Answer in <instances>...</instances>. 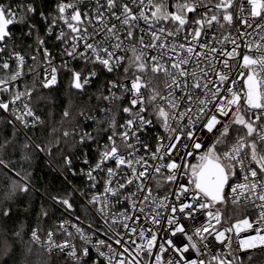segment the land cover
I'll return each mask as SVG.
<instances>
[{"label": "built area", "instance_id": "2783aa9c", "mask_svg": "<svg viewBox=\"0 0 264 264\" xmlns=\"http://www.w3.org/2000/svg\"><path fill=\"white\" fill-rule=\"evenodd\" d=\"M53 1L50 15L45 19L42 16L48 26L49 39L41 40L39 66L33 74L42 87L50 88L59 83L60 70L79 63L95 67L85 76L80 75L82 91L100 77L111 76L102 101L107 110L104 117L109 115V121L118 122L120 126L109 130L101 140L95 141L86 132L79 135L81 140L87 138L92 144L93 154L86 155L80 161L78 174L85 183L83 191L71 188L86 209L88 220L74 216L51 202L65 218L59 222L56 230L42 234L37 228L33 229L30 234L33 243L50 255H62L66 264H110V260L111 264H119L120 260H124L125 264H132L133 261L135 264H156L157 255L161 257V264H192L193 261L196 264H241L253 253L264 254V244L259 240L253 248L241 245V241L250 237L258 234L264 236V218L261 217L264 201L257 198L258 194H264V187L258 186L255 194L247 189L232 192V188L238 184L256 182L264 185V173L252 161L250 147L255 142L257 152L264 154V140L261 139L264 135V110L247 106L245 80L252 69L244 67L242 59L243 55L256 58L260 52H264V16H251V5L247 0H235L231 9L233 19L228 26H224L221 12L205 10L212 6L207 0H171L177 14L187 15L186 10H178V4L195 6V13L182 27L171 19L153 18L151 13L155 9L147 6L148 0H144L143 7L140 0H115V7L111 10L107 0ZM61 3L73 5L63 13V19L59 12ZM153 3H162L169 12V0H153ZM124 5L137 17L129 24L123 23L126 18ZM9 9L15 14L14 27L20 21L21 12L15 6L5 10ZM75 10L80 12L79 21L71 20ZM141 11L149 17L147 21L139 17ZM212 16L217 19L212 20ZM69 24L79 30L73 32ZM13 27L9 30L10 39L0 44V58L2 66L13 63L16 73L19 71L20 75L12 82L0 84V90L7 89L6 100L0 103L8 105L6 110H0L27 137V131L37 127L41 119L29 105L31 93L20 86L25 79L28 61L13 45ZM194 30H199V37H193ZM129 32L132 33L131 37L128 36ZM28 36L30 38L32 33ZM86 44H91L96 53L86 48ZM117 44L120 46L116 47ZM189 47L193 49L191 53L187 51ZM133 48L137 55L143 53L141 61H134ZM103 49L113 53L111 72L96 60V54L108 58ZM234 49V55H226ZM153 57L156 59L153 60ZM118 59L120 62L117 65ZM182 60L187 63H181L179 70L172 67ZM138 63L145 64L143 71L138 69ZM154 65L162 66L167 72H153ZM53 69L56 79L50 83ZM180 70L186 75L181 76ZM256 70L259 72V66H256ZM222 74L227 75L223 83L219 79ZM137 76L144 85L139 93L132 89V82ZM173 78L177 84L172 83ZM197 83L200 87H195ZM217 88L220 92L213 96ZM232 92L241 97L238 105L227 104L232 99ZM17 95L19 99H16ZM153 96L155 99H152ZM133 99H137L136 104H132ZM220 104L224 105L228 115L223 116L216 110ZM238 107L239 115L253 124L255 132L252 136L247 135V129L242 125L233 122ZM160 109L168 114L167 119L159 115ZM28 111L32 115H28ZM211 115H216L221 123L209 132L205 123ZM87 117L92 121L97 114ZM130 120L132 124L129 126ZM225 124L228 125V132L221 135ZM239 128L243 132L235 134L234 131ZM124 133L128 134L126 139ZM219 137L221 144L216 143ZM242 137L246 142L245 147L238 154L232 153L235 158L226 159L224 154L231 153ZM113 142L118 155L126 163L118 165L112 157L102 159V153L110 150ZM196 143L201 147L195 148ZM210 149L220 157L222 164L231 165L230 169L226 168L229 178L224 188V199L220 203L205 197L192 183V166L199 165L200 157ZM127 161L132 162L131 166ZM66 163L71 166V159L67 158ZM173 163L177 167L169 168L168 165ZM98 164L100 167H97ZM109 169L112 170L111 175ZM251 170L257 171V177H251ZM169 176H174V179H169ZM109 188L112 191H106ZM225 200L245 209L241 219L232 226L224 223L221 206ZM185 204L191 207L181 212ZM201 204L208 206L201 208ZM209 212L213 214L212 217H209ZM217 212L219 222L215 219ZM170 219L176 223L169 224ZM243 220L249 221L251 227L242 225V230L237 231L236 225ZM177 225H182L185 231L173 235ZM205 227L208 231L196 235L198 229ZM141 231L143 237L140 236ZM219 232H223L224 236L217 240ZM33 233L36 234L35 238ZM153 235L156 239L149 250L146 246ZM188 236H192L191 242ZM169 240L172 241L171 245L168 244ZM190 243L196 244V248L190 247ZM161 245L165 248L164 252L159 250ZM184 247H188V250L183 251ZM73 251L74 256L71 254Z\"/></svg>", "mask_w": 264, "mask_h": 264}, {"label": "trees", "instance_id": "16d2710c", "mask_svg": "<svg viewBox=\"0 0 264 264\" xmlns=\"http://www.w3.org/2000/svg\"><path fill=\"white\" fill-rule=\"evenodd\" d=\"M207 2L217 6L222 0ZM53 3V0H0L4 9L15 6L21 12L22 19L11 34L15 49L28 61L20 86L31 93L29 105L41 119L37 127L27 131L26 137L0 110V264H66L62 255H50L35 245L31 231L37 228L44 234L56 230L65 218L51 202L74 216L88 218L71 188L83 191L85 183L78 174L80 161L93 154L92 144L87 138L81 140L79 135L86 132L95 141L101 140L109 130L120 126L118 122L111 123L109 115L104 117L107 110L102 101L111 76L104 75L91 87L75 92L73 76L76 73L85 76L95 67L79 63L60 70L59 83L50 88L42 87L33 74L39 66L41 40L49 39L44 19L52 12ZM29 6L34 11L29 12ZM219 14L223 25L228 26L229 22L223 19L227 12ZM1 62L0 58V80L14 81L11 77L16 73L15 65L9 63L4 69ZM6 97V91L0 90V101ZM94 114L97 118L90 121L87 115ZM242 132V128L234 131ZM67 158L71 159V166L67 165ZM223 202L224 223L232 226L245 209ZM255 261L262 264L264 259L259 257Z\"/></svg>", "mask_w": 264, "mask_h": 264}, {"label": "snow or ice", "instance_id": "6c2138e0", "mask_svg": "<svg viewBox=\"0 0 264 264\" xmlns=\"http://www.w3.org/2000/svg\"><path fill=\"white\" fill-rule=\"evenodd\" d=\"M247 3L251 5V9H250V14L253 17H262L264 16V0H247ZM107 4H108V8L109 10H111L113 7H115V0H107ZM140 4L143 7L144 6V0H140ZM148 7L150 8H154L155 11H153L151 13V16L153 18H155L156 20H168L171 19L175 22H178L179 25L183 26L187 20H186V16L185 15H181V14H177V13H170L168 12L163 4H154L153 0H148ZM232 6L231 0H227V2H223L220 5H217V7H224L225 9L230 8ZM73 5L72 4H64L61 3L59 5V12L62 14L61 18L63 19V13H65L67 8H72ZM177 8L180 12L183 11H187V12H192L195 11V6L191 5L189 3H182V4H178ZM29 12L34 11V9L29 6L27 9ZM123 12L125 14V19L123 21L124 24H129L130 20H135L137 19V17L135 15L132 14V11L130 8H128L127 5L123 6ZM7 17H12V18H7ZM140 18H143L145 21H147L149 19L148 16L145 15L144 11H141L139 14ZM14 19H15V14L9 9L8 11H6L4 9V7L2 5H0V40H3L6 36L9 35L8 32V26L14 23ZM22 19V18H21ZM212 20H216V16H212L211 18ZM223 19L225 21H228L229 23H231L233 17L231 14H226L224 15ZM71 20L72 21H79L80 20V12L78 10H75L74 13L71 15ZM67 22V21H66ZM196 23H201L200 21H196ZM73 32H77L79 29L74 27L72 24L68 25ZM109 31L111 32L112 29H109ZM161 31H163V29H161ZM155 37V34H153ZM169 35H172V33H169ZM200 32L199 30H194L193 33V37L197 38L199 37ZM128 36L131 37L132 33L129 32ZM156 39H159V37H155ZM120 45L117 44L116 47H119ZM86 48L92 49L94 53H96V49L93 48V46L91 44H86L85 45ZM181 48H183V45L180 46ZM259 48V46H258ZM187 51L189 53H191L193 51V49L191 47H189L187 49ZM103 52L105 53V55L108 58H103L101 57L99 54H96V60L104 65L107 70L109 72L113 71V66L110 63L111 57L113 56V53L109 52L108 49H103ZM133 52V59L134 61H141V57L143 55V53L137 55L136 54V49L133 48L132 49ZM235 54V49L233 50V52L231 53H226V55L228 56H232ZM156 58L153 57V60H155ZM243 59V66L246 68H251L252 71H250L247 74V80H246V87H247V92L245 94L246 96V103L247 106L251 109H260V110H264V52H260L259 55L256 58H253L250 55H243L242 57ZM20 62L21 64L23 63L22 58H20ZM119 59L117 60V65L119 64ZM181 63H187L186 60H182L180 63H174L172 65L173 68L176 69H180V64ZM225 63H227V61H225ZM256 66H259V72H257L256 70ZM4 68H8V64L5 63L3 65ZM137 67L140 71H143L145 69V64L144 63H138ZM125 71H127V69H125ZM152 71L153 72H159V71H165L167 72V69H164L162 66L159 65H154L152 67ZM53 74L51 76V81L50 83H54L55 82V69L52 70ZM179 74L181 76L186 75V73L183 70H180ZM20 75V72L18 71L17 73H15L11 79L15 80L18 76ZM193 75H195L193 73ZM260 77L259 79L257 77ZM221 83L225 82L227 80V75L226 74H222L219 77ZM87 82V81H85ZM6 83L4 81H0V84ZM173 84H177V81L175 78H173L172 81ZM47 86V85H46ZM74 86L76 88H81L82 85L80 83V74L76 73L75 77H74ZM144 86L141 83V78L139 76H137L135 78V80L132 82V89L135 90L137 93H139L140 88ZM195 87H200L199 83H197L195 85ZM3 90H7L6 88ZM226 91H231V89H227ZM220 92V89L217 88L216 92L212 93L213 96H216L218 93ZM20 96L17 95L16 99H19ZM152 99H155V96L152 97ZM241 97L239 94H237L236 92H232V99L227 101L228 105H238L239 101H240ZM137 103V99H133L132 100V104H136ZM200 103L204 104L205 101H200ZM174 106V105H173ZM0 108H4L5 110L8 108L7 104H2L0 103ZM221 115L226 116L228 115V111L225 110V107L223 104H220V106L216 109ZM124 111H129V109H124ZM141 111H143V109H141ZM28 115H32L31 111H28L27 113ZM65 115H67V113H65ZM159 115L161 117H164L165 119H167V113L163 110L160 109L159 111ZM19 119V117H18ZM140 119L143 121V118L140 117ZM257 119H259V116L257 117ZM145 123H147V121H143ZM234 123L242 125L244 128L247 129V135L248 136H252V134L255 132V129L253 127V124L250 122H247L243 116L239 115V107L237 108V115L234 117ZM221 121L217 118L216 115H211L210 118L206 121L205 123V127L207 128V130L209 132L213 131L214 128H216V126L218 124H220ZM132 124V121H128V125L130 126ZM228 132V125L225 124L223 126V131L221 133V135H226ZM127 133L123 134V137L126 139L127 138ZM111 139V137L109 138ZM261 139L264 140V135L261 136ZM217 143H220V141H217ZM245 140L242 137L240 139V141L238 142V144L236 146H234L231 150V153H225L224 156L226 159H233L235 158L232 153H236L238 154L240 152V150L245 147ZM195 148H200L201 145L199 143H196L194 145ZM251 159L252 161H254L256 164L259 165V169L260 172L264 173V154H260L257 152V145L255 142H253L251 144ZM109 157H112L116 160V163L118 165H122L124 163H126V161L124 160L123 157L118 155V150L115 146V143L113 142L112 147L110 148V150H105L102 153V159L103 160H107ZM200 164L199 165H194L192 166V176L194 177L192 183L195 184V188L197 190H199L200 193H203V195L205 197L210 198L211 201H222L224 199V188L225 185L227 184L229 175L228 172L226 171V168L230 169L231 165H224L221 163L220 157L216 155V153L213 150H209L208 152H206L204 155H202L200 157ZM127 163L129 164V166H131V161H127ZM97 167H100V165L98 164ZM169 168L171 169H175L177 167V165L175 163L173 164H169L168 165ZM158 170V169H157ZM109 174H112V170L109 169ZM251 177L255 178L257 177L258 173L256 170H251L250 172ZM141 176L144 175L143 172L140 173ZM89 177L91 178V173H89ZM169 179H174V176H169ZM245 179L247 180L248 178L245 177ZM129 183H131V181H129ZM258 186L260 187H264V185H258L256 182H252L250 184H238L235 187L232 188V192L235 193L237 191V189H247L250 192H252L253 194H255V190L258 188ZM122 187V186H121ZM26 190V189H25ZM106 191H112V189H106ZM185 191H187V189H185ZM115 194V193H113ZM257 198L260 201H264V194H258ZM64 204H68L67 200L63 201ZM208 205L206 204H201L200 207L204 208L207 207ZM70 207V205H69ZM191 205L185 204L181 207L180 211L183 212L185 208H190ZM173 211H175V209H173ZM7 215V213H5ZM209 217H212V213L209 212L208 213ZM261 217L264 218V212L261 213ZM215 219L217 220V222H219L220 216H219V212L216 213L215 215ZM176 223L175 220H169V224H174ZM247 227L250 228L251 224L249 223V221L247 220H243L241 221L240 224L236 225L237 231L242 230V227ZM125 227H127V225H124ZM133 231H135V229H132ZM184 227L182 225H177L173 231V235H175V233L177 232H181L183 233ZM206 232L208 231V229L202 228V229H198L196 235H199L200 232ZM144 233L143 231L140 232V236L143 237ZM36 234L33 233V237L35 238ZM224 236L223 232H219L216 235V239L220 240L222 237ZM156 237L153 235L151 240L148 241L147 244V248L149 250H151L153 243L155 241ZM192 236H188V240L189 242L192 241ZM259 240V242L261 244H264V236H260L259 234L255 237H250L248 240H244L241 241V245L244 248H253L256 247V241ZM118 244L120 243L119 240L116 241ZM101 243H103V241H101ZM168 244H172V241L169 240ZM192 248H196V244L194 243H190L189 245ZM160 252H164L165 248L163 245L160 246ZM177 251H180L179 248L176 249ZM188 247H184L183 251H187ZM125 251L127 252L128 249L125 247ZM73 256L75 255V252L73 251L71 253ZM87 254V250H85V255ZM100 255H104L103 253H100ZM156 260V264H161V257L160 255H157L155 257ZM110 264H111V260H110ZM119 264H125L124 260H120ZM132 264H135V262L133 261ZM169 264H171V262H169ZM192 264H196L195 261L192 262Z\"/></svg>", "mask_w": 264, "mask_h": 264}, {"label": "water", "instance_id": "95a60500", "mask_svg": "<svg viewBox=\"0 0 264 264\" xmlns=\"http://www.w3.org/2000/svg\"><path fill=\"white\" fill-rule=\"evenodd\" d=\"M231 3H232V6H231L230 8H227V9H225L224 7L208 6V7L205 8V10H206V11H209V12H213V11H215V12H228V11H230V10L232 9V7H233V5H234V3H235V0H231ZM168 10H169L170 13H175V12H174V9H173V6H172V3H171V0H169ZM193 13H195V11L187 12V15H186V20H187V22H186L182 27H185V26L187 25V23H188V21H189L191 15H192ZM174 22H175V21H174ZM175 23L178 24V22H175ZM180 26H181V25H180ZM12 27H13L12 24L8 26V29H7L8 32H9V30H10ZM9 39H10V34H9L8 36H6L3 40H0V44L3 43V42L6 41V40H9ZM74 77H75V75L73 76L72 90L75 91V92H81V91H82L81 88H76V87L74 86ZM215 202H216V203H220V202H222V201H215Z\"/></svg>", "mask_w": 264, "mask_h": 264}, {"label": "rangeland", "instance_id": "374dc122", "mask_svg": "<svg viewBox=\"0 0 264 264\" xmlns=\"http://www.w3.org/2000/svg\"><path fill=\"white\" fill-rule=\"evenodd\" d=\"M227 14H231V15H232V11H231V10L228 11ZM229 24H230V23H229ZM246 80H247V78H246ZM246 80H245V85H246ZM246 88H247V87H246ZM217 141H220L219 144L222 143V140L220 139V137L217 138L216 143H217ZM86 219H87V218H86ZM87 220H88V219H87ZM259 257H262V258L264 259V254H263V253H253V254H251L249 257H247L246 260L243 261L241 264H255V262H256L255 260H256L257 258H259Z\"/></svg>", "mask_w": 264, "mask_h": 264}]
</instances>
